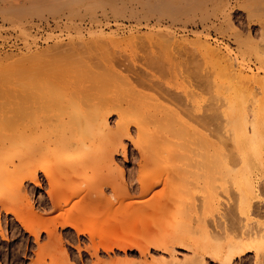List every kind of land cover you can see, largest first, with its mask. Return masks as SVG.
<instances>
[{"label": "bare ground", "instance_id": "bare-ground-1", "mask_svg": "<svg viewBox=\"0 0 264 264\" xmlns=\"http://www.w3.org/2000/svg\"><path fill=\"white\" fill-rule=\"evenodd\" d=\"M56 1L52 2L56 5L51 10L59 12L61 4L59 1L58 5H60L57 7ZM71 1L67 0L64 3L68 4ZM105 1L111 5L112 0H98V2L89 0L85 5L89 7L90 5L105 3ZM157 1L160 0L153 1V4L159 5L152 6V8L155 7L153 8L155 11H157V7L159 8L163 4L166 6V2H168L167 0L160 4ZM32 2L29 4L31 7L34 6ZM123 2V0L117 1V3H120L119 5H122ZM34 3L35 6L32 9H35L37 5L35 0ZM37 6H40L39 3ZM113 6L116 7L111 10L114 15L123 14L117 9L118 4ZM169 8L171 9V7ZM36 10L39 11V7ZM70 11L68 12L70 13ZM158 12L160 13L159 10ZM222 13L214 18L224 17L225 19H220L227 22L225 25L229 27L232 25L231 27H233L231 21L226 19L225 12ZM148 14L151 13H129L130 18H136L139 15L147 17ZM121 16L124 17V15ZM154 23L156 22L154 21ZM104 25L106 24L104 23ZM156 25H158V22ZM158 28L156 26L155 29ZM21 30L19 32H22ZM160 33L158 34V30L155 33L160 38L159 41L156 37L154 38L156 43L161 42L162 45L169 47V44L174 40L167 33L161 31ZM231 33L236 39L242 36L238 28L237 30L232 29ZM106 35L108 34L106 33ZM139 36L141 35L139 34ZM246 39L249 41L250 36L247 35ZM108 40L110 41V39ZM111 40L114 39L111 38ZM85 41L87 42V40ZM191 41L194 43L192 38ZM195 41H198V39ZM73 42L75 45L76 41ZM199 42L201 41L195 43L200 44ZM51 43L53 44V42ZM56 43L54 42V44ZM56 45L58 46V44ZM77 45L80 44L76 43V47H78ZM162 45L159 44V46ZM170 45L172 46V44ZM201 45H203L204 52L215 59L217 69L219 68L218 70L221 71H219L218 77L220 75L228 77V81L224 79L227 81L226 84L221 85L225 89V91L222 89L223 95L221 98L223 100L220 103L214 102L209 106L207 105L205 111L196 118L187 110L182 115L178 114L181 116L176 115L171 119L155 110L146 111L143 108L144 112L133 121V130L123 118L126 114H129L127 112L133 106L139 103L138 98L140 97H137V95L131 96L127 93V96L123 97L124 95L121 96V94L122 92L125 94V91L133 94L139 93V91L126 77L121 76L123 74L120 75V71H109L110 66L106 72H103V70L99 72L97 68L96 70L93 69L96 66L92 68V63L90 66L88 62V64H77L76 62H79L80 59L78 60L75 56V59L78 60L75 61L74 54L75 50L79 48L70 46L72 48L70 54L72 55V51L74 53L72 58L71 55L69 57L64 56L62 51L60 52L61 49H58L59 52H57L53 51L52 48L49 53L48 51L45 52V55H48L49 58L53 56L51 54L57 55L60 53V55L52 57V60L56 59L58 61L62 56L61 60L58 61L59 68L61 67L59 70H57L56 60L54 61L55 64L50 59V62L49 60L44 62L47 61V58L43 59L41 57L44 52L41 54L42 49H40L39 56L36 55L38 53L36 50H33L34 53L27 56V59H29L32 55H36L32 56L35 57L34 59L31 57L33 59L32 64L27 63L29 67L27 64H23L26 65L25 67L21 64L22 62L19 60L21 58H17L20 62L14 59L19 63L15 66L16 69L21 70L17 78L18 82H12V79L9 80L4 76V73H1V77L4 76L8 83H15V85L18 83L16 88L13 87L15 90H12V86H9L8 89V84L6 86L5 83L6 80L3 83L0 78V85L5 84L4 88L2 87L3 89L0 87L1 92L11 88L13 93L9 94L12 92L10 90L5 94L8 97H11V95L13 98L16 97V101L19 100L15 104H19L17 111L14 110L17 106L13 108L14 104H10L9 100L12 98H6L5 100L8 99L9 103L2 107L7 108L8 112L14 110V116L19 114V117H13L14 120L18 118V121L21 118L22 121L17 122V125L20 126L22 122L24 123L21 125L22 130L20 129L18 135L16 134V143L21 145L19 148L23 147V151H16V154L22 153L20 156L18 155L17 164L21 167L23 165L26 172L19 180L16 179L17 182L9 177V173L5 169L8 161L2 163L5 154L0 153V210L12 212L14 219L23 229L22 234L26 233V236L21 240L22 243L20 242L17 246L14 245L11 249L10 260L12 262L23 264V261L28 259L27 264H68L67 254H65V251L63 252L62 248L58 254L54 253L55 249H59L62 240V235L57 232V226L71 227L77 232L84 231L78 226L76 215L82 212L85 204L94 203L102 198L105 194V188H108L119 199L120 204L135 203L133 211L118 207L121 208V214L129 213L128 215H132L133 219H136L137 216L150 218L151 222L154 221L153 227L155 225L154 230H156H152V235L140 234L138 238L141 240H133L130 244L120 238L113 240L114 238L107 237L106 239L107 235L104 236L105 238L102 236L103 239H98V237L97 240L99 241L96 242L98 246L100 245L105 249L111 248L113 243L118 247H122V249L126 245L135 246L144 257L143 261L145 263H149L145 253L148 247L151 246L165 254L163 260L174 262V264H264V210L261 211L262 214L257 210L260 207L259 204L264 202V194H262L264 191H258L259 188L257 189L258 185L256 184L259 178H264V74L252 71V69L250 73H247L242 67L237 68L238 66L234 65L225 52H219L207 42H201ZM57 46L56 48H59ZM88 48H90L89 45ZM78 51L80 53V50ZM87 56L89 57V54ZM78 57H80V54ZM96 57L98 58V56ZM65 58L74 59L73 61L67 60V62L70 61L69 66L71 64L75 67L78 66L67 70L64 66L67 65L68 68V64H62L63 69L60 63H63L66 60ZM261 58L264 59V54ZM103 60L105 61V59ZM30 61L29 59V63ZM33 61L44 63L38 62L37 64ZM73 62H75V65H73ZM48 63L54 65L49 67ZM55 65H57L56 69L54 68ZM2 67H0V71ZM51 68L52 70H49ZM258 68L260 71L264 70L262 65ZM203 70H205V67ZM197 72H199L198 69ZM204 73L201 75L199 72L197 75L200 80L202 77L204 78L201 85L206 84L208 81V77ZM9 78H12V75ZM200 80L199 82H201ZM110 87L116 90L109 91L108 94L103 93ZM133 88L137 91L135 92ZM14 91H16V94ZM115 91L119 94L117 95ZM68 92H70V96ZM2 94L0 98L7 97L6 95L2 96ZM65 95L66 100L70 99L69 102L66 101L69 106L72 101L76 100L72 104L74 107L72 106L71 109L66 106V102L63 103L64 106L62 104L61 97ZM2 101L4 100H1V103ZM77 101H87L88 103L85 108L78 111V107L76 109ZM8 104L13 109L7 106ZM66 107L73 114L69 110L67 111ZM110 112H116L118 116L114 127H110L107 120ZM0 118L2 119H0L1 122L4 121L3 123H5L1 116ZM205 124L213 125L211 132H207V134L206 132L203 134L198 130L200 126ZM3 127H7V124ZM214 136L221 143L220 147L213 152L210 151L213 142L210 138ZM124 139L131 142L138 152L139 158L136 162L137 168L134 177L139 183V193L136 196H133L128 190L124 170L119 166L117 167L113 160L114 153L116 154L119 151L123 154L124 159L127 158ZM196 140H203V143L199 144V150L192 146ZM6 141L8 140H0V151L6 149L9 145L10 142ZM203 150L208 151L203 152ZM12 163H16V161ZM10 167H12V164ZM13 169L16 170V167ZM15 170H13V173L16 172ZM17 170H19L18 167ZM39 173L43 175L48 186L46 189L47 199L42 198L39 201L44 207L49 206L46 210L42 208L45 213L35 211L32 202L28 199V191L24 185L25 182H30L34 186L41 187L42 180ZM260 185L262 186V184ZM260 188L263 189V186ZM258 201H260L259 204ZM17 202H23V205L21 203L20 207L16 206ZM262 204L264 205V203ZM262 204L261 207H263ZM103 209L107 210L108 213L115 211V207H112L110 203L103 204ZM48 212H52V215H47ZM4 230L0 226V236L6 238V231ZM86 232L90 237V245L92 248L95 245L93 249H96L95 234L91 232L90 228H86ZM42 233L45 234V239L40 241ZM32 243L35 245L34 248ZM176 247L185 248L187 252L180 251L181 256L179 257L176 254L177 252L179 254V251L175 253ZM28 251L31 254H27ZM94 252L96 251L94 250ZM94 254L96 255V253Z\"/></svg>", "mask_w": 264, "mask_h": 264}, {"label": "rangeland", "instance_id": "rangeland-1", "mask_svg": "<svg viewBox=\"0 0 264 264\" xmlns=\"http://www.w3.org/2000/svg\"><path fill=\"white\" fill-rule=\"evenodd\" d=\"M32 1L31 0H0V9H1L0 10V64L4 62L3 63L4 65L2 64L3 67L2 65H0V67H2L1 69L2 72L0 71V78L3 80V83L5 82L4 80H6L4 79V76H6L9 80L12 79V82L13 81H15V83L18 82L17 78L19 77L20 75L19 73L21 72V70L19 71L15 67L17 66V64L19 65V63H17L18 57L22 59V60L19 59L22 62L21 63L22 65L27 63L32 64V60L35 58V57L33 58L32 56L38 55L40 53L39 51L40 49H42L41 54L44 52V55L46 54L45 52L47 51L49 53L52 48L54 49L53 51H57L58 49H61L60 52L62 51L64 56L69 57V55H71L70 49L72 50V48H79L76 49L77 51L75 50V54L77 55H75L73 51L71 52L72 53L71 58L73 57L74 54V59L75 56L78 60L80 59L79 62H76L77 64L90 63L89 64L90 66L92 63L91 65L92 68L93 66H96L93 69L96 70L97 68L99 72H101L102 70L103 72L104 71L106 72L110 66L109 71H113V70L116 71L118 70L117 72L120 71L119 72L120 75L123 74L121 76L126 77V79L129 82H131L133 86L135 85V88L139 91L138 93L136 92L137 90L135 91V89L133 88L134 91L136 92V93L134 92L135 94L128 93L126 91L125 94H123V92L121 94V96L124 95L123 97L127 96V94L131 96L137 95V97H140L138 98L139 103L133 106L129 110V112H127L129 114H126V116L123 118L129 123L131 130L134 129L133 121L138 116H140L144 112V110L146 111L155 110L156 112L164 114L167 118H171V119L174 118L176 115L181 116L182 113H184V111L187 110L191 113V115L194 118H196L205 111L207 105L209 106L211 105V103L214 102L220 103L223 100L221 98L223 95L222 91L223 90L225 91V89L221 87V85L223 86V84H226L225 82L228 81V77L227 76L225 77V75H220V77H218L220 70H218L219 68L217 69L215 59L204 52L203 45L200 46L201 42H205V43L207 42L211 47L216 48L219 52L221 51L228 54L229 58H231L230 60H232L234 65L236 67L238 66L237 68H239L240 66L247 73H250L252 69V71L255 72L258 71L259 73L261 72L262 74H264V70L260 71V69L258 68V66L260 67V65L264 67V59L261 58V56H263L264 54V0H193V1L168 0V2H166L167 0H162V1L160 0L157 2L163 4L162 2L165 1L166 6L165 4H163V6L161 5L159 8L157 7L158 8V9L156 8L157 11L153 9L155 7L152 8V6L154 5L159 6L157 4H153L154 0H123L124 2L122 3V5H119L120 3H117V1L119 2L120 0H112L111 5L109 3H106L105 1V3H100L98 5L94 4V5H90L89 7L85 5L86 2H88L89 0H78V2L77 0H72L68 4L64 3L67 2V0H57V1L55 0L57 2V7H59V5L61 4V6L59 7L60 9L58 8L59 12L56 10L55 12L51 10L53 6L56 5V3L54 4L52 3L55 2L53 0L52 1L35 0L37 5L38 3L40 5V6L36 5L35 9H32L35 6L34 0ZM59 1L60 4L58 5ZM92 1L98 2V0H92ZM31 2L34 4L33 7L29 5ZM114 4H118L117 9H119L120 12H123V14L117 15L120 17H117L111 11L115 7L113 6ZM21 7L22 9H20ZM38 7H39V11L36 10V8ZM169 7H171V9ZM158 10L160 11V13L158 12ZM68 11H70V13ZM130 12H140V13L148 12L151 14H148L147 16L149 19L147 17H141V15H139V17L136 18L134 17L130 18L129 15ZM221 12L223 13L225 12L224 14L226 19L227 20L229 19L233 24V27H231L232 25H230L231 29L229 26L225 25L227 24V22H225L224 17L214 18L216 15H221ZM121 15H124V17L122 18ZM180 16L181 18H179ZM111 18L114 19L112 20ZM145 18L147 19V21ZM220 18H224V19H220ZM154 21L156 23H154ZM117 22H119L118 25ZM144 22L145 24L143 25ZM157 22L158 25L156 26L157 28L159 26V28L155 29L156 28L155 24H157ZM104 23L106 25H104ZM98 27L101 28V29L99 28L101 32L100 31L98 32L99 30ZM236 27L238 28V31L242 35L239 39H236L231 33L232 29L237 30ZM20 29H22L21 30L22 32H19ZM157 30H158V34H161L160 33L161 31L162 33L165 32L172 37V39L175 41V42L172 41V43H170L172 44V46L170 44L169 47L164 46L161 44V42L156 43V40L154 38L156 37L158 41L160 39L156 36L158 34H155L157 33ZM110 32L111 34H109ZM99 33L100 34L102 33V35H100ZM106 33L108 35H106ZM138 33L141 36H139ZM247 35L250 36L249 41L248 39H246ZM101 36L103 39L101 38ZM111 38L114 40H111ZM191 38L192 40H194V43L193 41H191ZM108 39H110V41ZM196 39H198V41H201L199 42L200 44L195 43L198 42L195 41ZM85 40H87V42ZM73 41H76L75 45ZM79 41L83 42V44H81V42L79 43ZM51 42H53V44ZM54 42L55 43L57 42L56 44H58V46L54 44ZM76 43L80 45L79 46L77 45L78 47H76ZM159 44L162 46H159ZM88 45L90 48H88ZM56 46L59 48H56ZM70 46L71 47L74 46V47L71 48ZM47 47L49 48L51 47V48L49 49ZM33 50L34 51L36 50V52L38 53L36 55L31 56L33 59H31V57L29 58L31 60L29 63V59H27V56L34 53ZM78 50H80V53ZM89 51L92 53H90ZM77 52L80 54V57H78L79 54ZM87 53L89 54V57L87 56L88 55ZM44 55L41 56L43 57V59L47 58L46 59L47 61L44 62H48V60L50 59L51 61H53L52 63H54V61L56 60V59L52 60V57L55 56L56 54H51L53 55L50 56L51 58H49L48 55L45 56ZM57 55H60V53ZM96 56H98V58ZM41 57L39 58L41 59ZM61 58L59 59L61 60ZM26 59L28 60V62ZM103 59H105V61ZM67 60L73 61L68 58L65 60L66 62L63 61V63H60L61 66L62 64H68L69 66L70 61L67 62ZM78 60L75 59V61ZM56 61L55 63L58 64L59 62ZM33 62H37V61H33ZM38 62L41 64L44 63L42 61L41 62L38 61ZM74 63L75 62H73V65H75ZM54 64L51 65L49 64V67L53 66ZM194 65L197 67H195ZM23 66L25 67L26 65ZM56 66L57 65H55L54 68ZM66 66L64 67L67 70L72 69V67L73 68L75 67L72 66V64L68 68ZM77 66L78 65H76V67ZM64 67L62 66L63 69ZM204 67L205 70H203ZM52 68L49 70H52ZM57 68H58L57 70L61 68V67L59 68V64ZM197 69L201 75L205 71L208 77L207 78L208 81L206 82V84L203 83V85H201V83L204 82V78L202 77L203 79L201 78L200 80V77L197 76L199 73L197 72ZM1 73H4V76L1 77L2 75ZM14 73H18V74L15 75ZM11 75L12 78H9L11 77ZM14 75L15 77L16 76L17 77L15 78ZM68 75L66 76L67 78L69 77ZM221 76H223L224 78ZM224 79L225 80L227 79V81H225ZM199 80L201 82H199ZM5 83L6 86L8 84L7 86L8 89L9 86L10 87L12 86V90H15L13 87L15 86L16 88L17 87L16 85L18 84L17 83L15 85V83L14 84L8 83L7 80ZM4 85L2 86L0 85V87L4 88ZM1 88H0V93L2 94V92H4L2 96L6 95L5 92L8 93L7 91L10 92L11 90L10 88V90L7 91L2 90L1 92ZM109 89L108 90L106 89V91L103 93L108 94L109 91L111 92L116 90V89L113 90L112 88L111 90ZM119 92L115 91L117 95L119 94ZM12 93L13 91L9 94ZM14 93L16 94V91H14ZM66 95L61 97V100H63L62 104L65 103L66 101L67 102L70 101L69 98L66 100L67 98ZM68 95L69 96L71 95L70 92H68ZM6 98L8 99L12 98L11 100L14 102L9 100L11 102L10 104L12 105L14 104V106H12L13 108L17 106L14 110L19 108L18 107L19 104L15 105L17 102H19V100L16 101L17 98L16 97L13 98L12 95L11 97L4 96L3 98H0V116L5 120V123H3L4 121L1 122L2 119L0 118L1 119L0 124H2L0 125L1 126L0 135H3L0 136V140H8L10 142L7 148L1 150L0 153L3 152V154H5V159L2 161V163H4L6 160L8 161L5 169L6 171H8L9 177H11V179L14 181L17 178L19 180L20 177H22V175L26 172V168L23 165L21 167L19 166V164H17L18 155L20 156L22 153L20 152L18 153V155L16 154L19 151H23V147L19 148V146L21 145L17 144L16 140L18 135L17 133L20 132V129L22 130L21 125L24 123L22 122L21 124L20 122L21 125L20 126L19 124L17 125V122H19L21 118L18 121V118H16L17 120H14L13 117L18 116L19 114L14 116L15 115L14 110L13 111L9 110L8 112L6 110L7 109L6 107H5L6 109L2 107V106H6V104L9 103L8 99L5 100ZM1 100H4L5 103L4 101H2L1 103ZM74 101L70 103L71 104L70 106L67 104V102L65 104H67L66 106L70 107L71 109L72 106L74 107V105H72L75 103ZM87 103H88L87 101H77L76 103L77 106L75 105L76 109L78 107L77 110L80 111L81 109L85 108ZM10 104H8L7 106L11 108ZM68 107H66L67 111L68 110L70 111ZM76 109L74 108V111L77 113ZM70 112L71 114H73L72 111ZM75 112L74 114H76ZM107 120L110 127H114L115 122L118 120L117 113L110 112L109 115L107 116ZM15 123L17 126L15 125ZM6 124L8 129L7 127H3L6 126ZM5 128L7 129V131ZM212 128H213L212 124H208V125L205 124L204 126H200L198 130L203 134H205V132L207 134V132H211ZM210 140L213 141L210 151L214 152L218 147H220L221 142L217 139L216 136L210 138ZM123 142L126 146L127 158L124 159L123 154L119 151L116 154L114 153L113 160L114 163L117 164V167L119 166L121 169L124 170L125 183L128 187V190L133 196H136L139 193L138 191L139 183L134 179L137 168L136 162L138 161L139 158L138 152L135 149V147L131 144V142H129L127 139H124ZM202 143L203 140H196L192 144V146L194 148H198ZM204 151H208V150H203V152ZM15 161L16 163H12ZM11 164L12 167H10ZM15 167L16 170L15 169L13 170H15L16 172L14 171L15 173H13L12 168ZM17 167L19 168V170H17ZM22 168H24L25 170ZM39 177L42 180L41 187L34 186L30 182H25L24 185L28 191L27 192L28 193L27 195L29 197L28 199L32 202L35 211L38 213L39 212L45 213L43 209L45 208L46 210L49 206L47 205L46 207H44L39 201L42 198L47 199L46 189L48 188V186L41 173H39ZM260 179L263 181H261ZM18 180L14 182H17ZM256 184L258 185L257 189L259 188L258 191L259 190L264 191V178H259ZM260 184H262L263 189L260 188L262 187ZM104 193H105L104 196L96 200V202L85 204L84 208L82 209V212H80L79 215L78 214L76 215L75 218L77 220V224L84 231L81 230L77 232L74 228L71 227H60L59 225L57 226V232L60 233V235H62L61 236L62 244L61 243L59 244V249L58 248L55 249L54 253L58 254V252H60V250L63 249V252L65 251V254H67V258L69 260L68 264H72V263L73 264H174V262L171 263L163 260L165 254L162 253L160 250L153 248L151 246L148 247L147 252L145 253L146 259L147 261H149V263H145L143 261L144 257H142V255L138 252V249L135 246L126 245L125 248L122 249V247H118L113 243V245L111 244V248L105 249L100 245L98 246L97 245L98 243L96 244V242L99 241L97 240L98 237H99L98 239L100 238L103 239L105 238L104 236L106 235H107L106 239L107 237L112 239L114 238L113 240H115L116 238H120L121 240H124L127 244H130L132 243L133 240L136 241L141 240L138 238L140 234L152 235V230L153 231L156 230V229L154 230V228H156L155 225L153 227L154 221L152 220L151 222L150 218L146 219L141 217L142 218L141 219L140 217L137 216L138 217L137 220V217L135 215L134 218L136 217V219H133L131 217L132 215L131 216L128 215L129 213H125L124 215L123 213L121 214L120 212L121 208L118 207L127 208L128 210L133 211V207L135 203L120 204L119 199H117L109 191L108 188H105ZM18 203L20 202H17V204ZM21 203L23 205V202ZM21 203L19 205H17L16 203L15 204L16 206L20 207ZM105 203L108 204L110 203L112 207H115V211L108 213L107 210H106L107 212L104 209L102 210L103 204ZM259 203L260 201H258V204ZM262 203L264 202H261L259 204L260 207ZM15 204L14 207L16 208ZM262 206L263 207L261 208L258 207L257 209L258 212L264 210V205L262 204ZM48 213L49 214L47 213L46 214L52 215V212H48ZM260 214H262V212ZM0 226L3 230L5 229L4 230L6 231L5 237L7 238L6 239L0 236V264H15L10 260L11 249L14 247V245L17 246L18 244H20L21 240L24 238V236H26V233L24 235L22 234L23 229L14 219L12 212H4L0 210ZM86 228H90L91 232L95 234L94 243L97 245L96 248L97 250L93 249L95 245L93 246V248L90 245V241H89L90 237L86 232ZM44 239H45V234L42 233L40 236V241H43ZM32 245H33L32 247L34 248L35 245L33 243ZM175 249H177L175 250V253L176 251H179V254L178 252L176 253L179 257L181 256L180 251H183L184 253L187 252L185 248L176 247ZM94 250L96 252H94ZM29 253L31 254L30 251L27 252V254ZM94 253H96L97 256ZM150 257L151 258L153 257V259H151ZM23 262H22L23 264H27L28 259H25Z\"/></svg>", "mask_w": 264, "mask_h": 264}]
</instances>
